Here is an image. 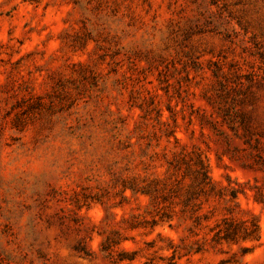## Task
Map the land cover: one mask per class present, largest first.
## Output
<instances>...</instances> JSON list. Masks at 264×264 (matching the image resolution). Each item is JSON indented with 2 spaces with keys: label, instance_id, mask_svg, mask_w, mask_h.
Returning a JSON list of instances; mask_svg holds the SVG:
<instances>
[{
  "label": "rangeland",
  "instance_id": "1",
  "mask_svg": "<svg viewBox=\"0 0 264 264\" xmlns=\"http://www.w3.org/2000/svg\"><path fill=\"white\" fill-rule=\"evenodd\" d=\"M182 149L240 191L234 215L258 216L261 242L178 264H264V0H0V264H111L113 231L160 264L169 240L210 238L122 192L133 179L167 207ZM134 215L146 227L126 230Z\"/></svg>",
  "mask_w": 264,
  "mask_h": 264
},
{
  "label": "trees",
  "instance_id": "2",
  "mask_svg": "<svg viewBox=\"0 0 264 264\" xmlns=\"http://www.w3.org/2000/svg\"><path fill=\"white\" fill-rule=\"evenodd\" d=\"M176 143H180V141L176 139ZM168 173L171 183L167 193L168 199H164V203L168 202V206L165 208L160 209L158 198L161 193L159 189L153 187L139 189L133 179L123 186L122 192L131 190L135 197L138 193L147 196L153 195L157 209L156 214L160 216L161 222L170 223L176 217L179 219L188 218L193 221V228L190 229L192 235L198 237V230L209 228L211 237L196 239L184 247L177 246L172 240H169L167 250H172V255L159 257L160 264H178L177 259L202 255L224 244L238 245L240 256L243 258L260 245L261 228L258 216L243 210L241 212L249 214V218H237L234 215V207H240L237 202L240 191L230 185L222 186L216 182L211 176L210 165L202 154L189 153L183 149L180 153H174L173 159L168 162ZM228 181L231 182L230 178ZM123 198L125 200L128 197L124 194ZM212 201L224 204L225 213L220 221H216V224L210 227L208 222L216 216L217 208L214 207L208 213H204L203 208L205 204ZM231 203H235L234 207ZM126 221L128 222L126 230L133 231L146 227L135 215ZM158 225L159 222L155 221L152 227ZM128 240L134 241V238L124 237L119 231H113L112 235L107 236L102 242L101 252L111 264H154V261L140 262L138 260L139 252L136 250L119 248L123 242ZM248 242L252 243L251 247L241 245ZM77 250L91 256L85 249ZM218 264H239V260L236 255L233 259H221Z\"/></svg>",
  "mask_w": 264,
  "mask_h": 264
}]
</instances>
